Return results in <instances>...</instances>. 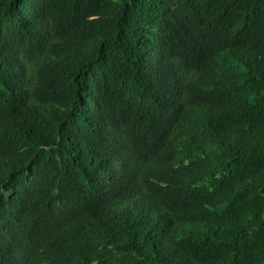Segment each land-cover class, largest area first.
I'll list each match as a JSON object with an SVG mask.
<instances>
[{"label":"trees","instance_id":"1","mask_svg":"<svg viewBox=\"0 0 264 264\" xmlns=\"http://www.w3.org/2000/svg\"><path fill=\"white\" fill-rule=\"evenodd\" d=\"M0 264H264V0H0Z\"/></svg>","mask_w":264,"mask_h":264}]
</instances>
